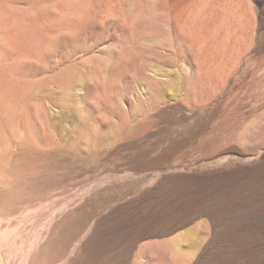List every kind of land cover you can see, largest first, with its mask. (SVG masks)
Returning <instances> with one entry per match:
<instances>
[{
    "label": "rangeland",
    "instance_id": "rangeland-1",
    "mask_svg": "<svg viewBox=\"0 0 264 264\" xmlns=\"http://www.w3.org/2000/svg\"><path fill=\"white\" fill-rule=\"evenodd\" d=\"M0 264H264V0H0Z\"/></svg>",
    "mask_w": 264,
    "mask_h": 264
},
{
    "label": "bare ground",
    "instance_id": "bare-ground-1",
    "mask_svg": "<svg viewBox=\"0 0 264 264\" xmlns=\"http://www.w3.org/2000/svg\"><path fill=\"white\" fill-rule=\"evenodd\" d=\"M22 122V121H21Z\"/></svg>",
    "mask_w": 264,
    "mask_h": 264
}]
</instances>
